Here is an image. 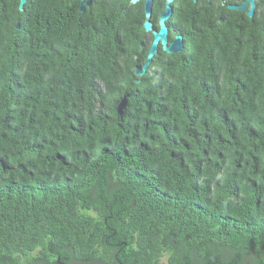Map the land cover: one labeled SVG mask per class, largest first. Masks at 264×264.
Here are the masks:
<instances>
[{
    "label": "trees",
    "instance_id": "1",
    "mask_svg": "<svg viewBox=\"0 0 264 264\" xmlns=\"http://www.w3.org/2000/svg\"><path fill=\"white\" fill-rule=\"evenodd\" d=\"M60 1L0 0V264H264L261 29L137 76L138 21Z\"/></svg>",
    "mask_w": 264,
    "mask_h": 264
},
{
    "label": "flooded vegetation",
    "instance_id": "2",
    "mask_svg": "<svg viewBox=\"0 0 264 264\" xmlns=\"http://www.w3.org/2000/svg\"><path fill=\"white\" fill-rule=\"evenodd\" d=\"M60 2L77 5L80 12H91L98 16L103 14L107 18L110 17L105 12H120L126 17H133L139 22L142 35L140 49L136 54L139 65L146 62V58L142 59L139 56L142 53L147 56L154 40V31L159 30L160 18L163 14L168 15L165 20L168 27V43L170 44L177 39L178 35H181L182 50L188 44L187 37L190 34L198 36L208 31L205 24L207 22L214 24V28L215 26L223 27L227 31L224 32V36L228 37L232 34L231 40L237 43L241 41V37L248 36L247 26L250 21L255 22L264 34V0H173L171 3H167V0H136L135 2L132 0H62ZM167 5L170 10H167ZM251 9L252 13H250ZM146 20L151 22V30H146L144 26ZM157 51H162L160 42Z\"/></svg>",
    "mask_w": 264,
    "mask_h": 264
},
{
    "label": "water",
    "instance_id": "3",
    "mask_svg": "<svg viewBox=\"0 0 264 264\" xmlns=\"http://www.w3.org/2000/svg\"><path fill=\"white\" fill-rule=\"evenodd\" d=\"M26 1L27 0H20V3H19V8L20 9L24 8V4H25ZM132 1L135 2L136 0H132ZM172 1L173 0H167V3H171ZM252 5L254 6V3H252ZM82 9H83V7H82ZM167 10H170L169 5H167ZM147 13L149 15V12H147ZM250 13H252V9H251ZM167 17H168L167 14H163V16L161 17V20H160L161 27H160V29L158 31L157 30L154 31V41L152 43V48L150 50V53H149V56H148V60H147V62L145 64L144 68H140L139 66H137V69H136V73L137 74H142L143 72L146 71L147 66L150 63V61L152 60L153 54L155 53V51L157 49V46H158V43H159L160 40H162L163 48L166 51H168V52H175V51H181L182 50V43L180 42L182 40L181 35H178L177 39L174 40V42H172L171 44H168V36H167L168 28H167V26L165 24V18H167ZM145 28L147 30H151L152 29L151 22H149L148 20H146V22H145ZM137 81H139V79H137ZM126 98H127V95H125L122 98V100L120 101V103L118 104V111L120 113L123 111V109H124V107L126 105ZM58 262L60 264H66L65 262L61 261L60 257L58 258Z\"/></svg>",
    "mask_w": 264,
    "mask_h": 264
},
{
    "label": "clouds",
    "instance_id": "4",
    "mask_svg": "<svg viewBox=\"0 0 264 264\" xmlns=\"http://www.w3.org/2000/svg\"><path fill=\"white\" fill-rule=\"evenodd\" d=\"M20 3V2H19ZM167 18H165V20H166ZM160 20H161V18H160ZM146 22V21H145ZM145 22H144V26H145ZM166 24V23H165ZM167 26V25H166ZM160 27H161V24H160ZM168 28V27H167ZM160 29V28H159ZM147 30V29H146ZM158 31V30H157ZM141 38H142V35H140L139 34V40H138V42H137V53L139 52V49H140V40H141ZM175 40V39H174ZM154 41V40H153ZM161 44H162V40H160L159 41ZM174 42V41H173ZM172 43V42H171ZM170 43V44H171ZM159 44V43H158ZM169 44V43H168ZM151 48H152V46H151ZM151 48H150V50H151ZM150 50H149V52H148V54H147V56H146V54H145V57L143 58V56H142V54L139 56L140 58H142V59H145L146 58V62H147V60H148V56H149V53H150ZM158 50V46H157V49H156V51H155V53L153 54V58H152V60L150 61V63L148 64V66H147V69H146V71L145 72H143L142 74H137L136 73V69H137V66H139L140 68H144L145 67V64H146V62L143 64V65H139V61L137 60V64L135 65V74L137 75V76H143L144 74H146L149 70V68L152 66V64L154 63V60L155 59H158L159 58V55H160V53H162V52H165V53H174V52H168V51H166L164 48H163V44H162V51L161 52H158L157 51ZM175 52H178V51H175ZM136 59H137V56H136ZM162 65V64H161ZM137 79H139V81H137ZM136 79V81L139 83L140 81H141V78H137ZM125 95H127V94H125ZM124 95V96H125ZM123 96V97H124ZM127 99L128 98H126V102H127ZM122 100V99H121ZM120 103V102H119ZM63 160V159H62Z\"/></svg>",
    "mask_w": 264,
    "mask_h": 264
}]
</instances>
